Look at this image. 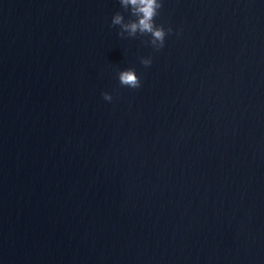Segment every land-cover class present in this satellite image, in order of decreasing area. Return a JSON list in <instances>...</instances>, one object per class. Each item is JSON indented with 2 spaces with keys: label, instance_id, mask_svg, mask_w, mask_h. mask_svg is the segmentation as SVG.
I'll return each instance as SVG.
<instances>
[{
  "label": "water",
  "instance_id": "water-1",
  "mask_svg": "<svg viewBox=\"0 0 264 264\" xmlns=\"http://www.w3.org/2000/svg\"><path fill=\"white\" fill-rule=\"evenodd\" d=\"M162 3L0 0V264H264V0Z\"/></svg>",
  "mask_w": 264,
  "mask_h": 264
},
{
  "label": "clouds",
  "instance_id": "clouds-1",
  "mask_svg": "<svg viewBox=\"0 0 264 264\" xmlns=\"http://www.w3.org/2000/svg\"><path fill=\"white\" fill-rule=\"evenodd\" d=\"M125 11H130L132 18L125 20V17L117 12L112 17L111 26H119L118 35L121 38H135L140 36H150L147 41L154 49L160 50L165 46L166 36L172 32V28L167 29L162 25H156L155 18L159 15V10L163 7L162 0H119ZM141 64L149 67L152 63L151 58L142 57ZM118 79L123 87L139 89L141 79L134 68L122 70L118 73ZM105 101H111L112 95L104 92L102 94Z\"/></svg>",
  "mask_w": 264,
  "mask_h": 264
}]
</instances>
